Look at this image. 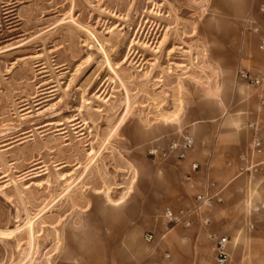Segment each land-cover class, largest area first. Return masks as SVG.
Segmentation results:
<instances>
[{"label": "rangeland", "instance_id": "1", "mask_svg": "<svg viewBox=\"0 0 264 264\" xmlns=\"http://www.w3.org/2000/svg\"><path fill=\"white\" fill-rule=\"evenodd\" d=\"M252 2L0 0V264H98L117 212L140 249L148 148L211 117Z\"/></svg>", "mask_w": 264, "mask_h": 264}, {"label": "crops", "instance_id": "2", "mask_svg": "<svg viewBox=\"0 0 264 264\" xmlns=\"http://www.w3.org/2000/svg\"><path fill=\"white\" fill-rule=\"evenodd\" d=\"M255 4L253 0L252 5ZM253 6L249 13L264 24L259 6ZM242 38L235 48L236 61L227 92L213 96L211 117L187 129L194 145L186 158L153 161L163 186L157 196L159 207L154 214L145 211L148 222L136 229L138 233L142 231L140 249L128 247L133 241L132 236H127L129 220L117 212L101 221L100 228L107 231L102 237L104 241L92 238L94 244L101 246L93 256L98 264H207L209 259L215 263V242L208 238L209 234L227 237V264H264V152L257 157L261 162L257 174L250 178L238 171V156L246 150L253 133L264 142V85H249L236 75L238 70H247L264 77V51L247 45L246 34ZM250 123L255 124V130ZM193 162L200 165L197 171L191 170ZM206 176L221 189L222 202L203 211L190 228L168 229L158 217L160 210L164 206L190 207ZM255 206L258 210L253 209ZM201 216L209 217L207 225L202 223ZM250 225L254 227L251 229ZM145 233H153V242L143 239ZM106 245L109 248L104 249ZM207 249L212 255L207 254ZM57 264L69 263L63 258Z\"/></svg>", "mask_w": 264, "mask_h": 264}, {"label": "built area", "instance_id": "3", "mask_svg": "<svg viewBox=\"0 0 264 264\" xmlns=\"http://www.w3.org/2000/svg\"><path fill=\"white\" fill-rule=\"evenodd\" d=\"M259 12L264 14V7L259 8ZM243 30L250 31L258 37V49L264 51V26L250 13H248L243 19ZM237 78L246 82L249 85L260 87L264 85V77L254 75L247 70H238ZM264 104V101H262ZM254 130L256 126L254 123L249 124ZM194 140L190 135H183L180 139L171 140L166 146L161 147L159 145H151L148 148V155L153 161H163L168 158H174L178 161H182L186 158L187 152L193 148ZM264 152V142L258 134L253 133L251 140L246 150L238 156V171L240 174H246L248 177H252L259 172L260 161L257 157ZM200 165L196 162L191 164V170L197 171ZM189 179L188 176L185 177ZM223 200L221 196V189L215 182H212L205 177L203 188L200 192L195 194L193 204L190 207H181L173 209L171 207L164 208L162 217L166 223L168 229L180 226L184 229L190 228L194 219L202 214L203 211L213 208L215 205L221 203ZM254 210H258V207H254ZM201 221L204 225L209 223L208 216H201ZM251 229L253 225L249 226ZM208 238L213 240L215 263L216 264H227L229 261V253L227 250L228 239L225 236L216 237L215 235L209 234ZM143 239L146 242H153V233H145ZM166 257L169 255L166 253Z\"/></svg>", "mask_w": 264, "mask_h": 264}]
</instances>
